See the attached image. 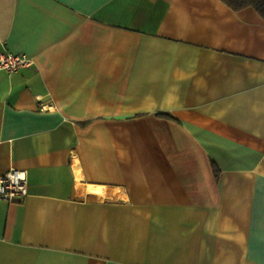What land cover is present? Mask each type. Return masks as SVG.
Wrapping results in <instances>:
<instances>
[{"label": "crops", "instance_id": "1", "mask_svg": "<svg viewBox=\"0 0 264 264\" xmlns=\"http://www.w3.org/2000/svg\"><path fill=\"white\" fill-rule=\"evenodd\" d=\"M1 51L34 64L0 69V264H264L255 8L0 0Z\"/></svg>", "mask_w": 264, "mask_h": 264}, {"label": "built area", "instance_id": "2", "mask_svg": "<svg viewBox=\"0 0 264 264\" xmlns=\"http://www.w3.org/2000/svg\"><path fill=\"white\" fill-rule=\"evenodd\" d=\"M34 59L25 52H0V69L13 72L21 67L31 66ZM46 105H43L45 108ZM28 195V172L26 169L11 167L0 175V199L10 202L22 201Z\"/></svg>", "mask_w": 264, "mask_h": 264}, {"label": "trees", "instance_id": "3", "mask_svg": "<svg viewBox=\"0 0 264 264\" xmlns=\"http://www.w3.org/2000/svg\"><path fill=\"white\" fill-rule=\"evenodd\" d=\"M234 10H240L247 6L255 8L264 17V0H224ZM215 167L216 164L213 163Z\"/></svg>", "mask_w": 264, "mask_h": 264}, {"label": "bare ground", "instance_id": "4", "mask_svg": "<svg viewBox=\"0 0 264 264\" xmlns=\"http://www.w3.org/2000/svg\"><path fill=\"white\" fill-rule=\"evenodd\" d=\"M77 176H78V178H81L82 177V175L80 174V172H79V170H77ZM79 190L83 193H85L87 190H89L90 192H95V193H98V194H100V195H107V188L105 187L104 188V186L103 185H98V184H91V183H89V184H87V185H85V184H82V183H80L79 184Z\"/></svg>", "mask_w": 264, "mask_h": 264}]
</instances>
